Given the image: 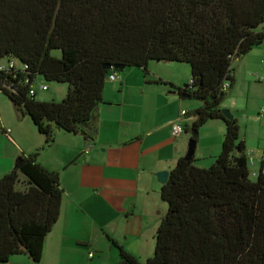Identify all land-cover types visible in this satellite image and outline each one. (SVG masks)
<instances>
[{"label": "trees", "instance_id": "obj_1", "mask_svg": "<svg viewBox=\"0 0 264 264\" xmlns=\"http://www.w3.org/2000/svg\"><path fill=\"white\" fill-rule=\"evenodd\" d=\"M263 41L264 0H0V61H16L0 72V93L46 145L57 130L92 139L110 72L187 64L190 82L170 84L200 102L184 130L196 143L205 123L222 120L221 151L208 167L182 157L170 170L151 257L141 262L111 241L125 264H264V164L252 179L238 120L221 112L236 83L234 62ZM38 79L66 84L64 98L30 95ZM38 153L21 155L0 177V263L26 255L40 264L58 220L59 174L38 163Z\"/></svg>", "mask_w": 264, "mask_h": 264}, {"label": "crops", "instance_id": "obj_2", "mask_svg": "<svg viewBox=\"0 0 264 264\" xmlns=\"http://www.w3.org/2000/svg\"><path fill=\"white\" fill-rule=\"evenodd\" d=\"M261 53L264 41L234 62L236 83L221 104L237 118L246 151L254 158L250 169L256 173L264 164V137L251 140L242 132L240 117L225 103L241 93L246 82L248 101L251 79L264 82V76L257 74L264 73ZM118 75L115 80L106 78L92 139L57 130L53 142L46 145L30 117L18 113L0 95V127L10 129L7 134L0 132V177L21 155L39 149L38 163L60 178V214L44 239L40 264H122L111 240L144 262L153 255L155 233L167 211L160 195L164 183L157 172H170L182 157H193L199 166L208 167L221 151L225 124L214 119L200 128L193 155L187 153L191 134L183 123L193 121L186 113L200 102L180 98L172 87L183 88L190 82L187 64L155 61L148 63L146 75L137 67L124 68ZM64 90L55 84L50 91L37 89L36 97L46 92L40 100H61ZM176 121L183 132L172 136L171 124ZM0 264L35 263L26 255H14Z\"/></svg>", "mask_w": 264, "mask_h": 264}, {"label": "rangeland", "instance_id": "obj_3", "mask_svg": "<svg viewBox=\"0 0 264 264\" xmlns=\"http://www.w3.org/2000/svg\"><path fill=\"white\" fill-rule=\"evenodd\" d=\"M261 57L264 59V53L263 54L261 53ZM152 62L155 61H151V63ZM257 74L264 76V73H257ZM43 82L47 84V86L49 87V91L52 89V87L55 84L59 86H64L65 90L63 95L65 96V92L67 91L66 84L38 79L39 84ZM251 83L252 86L250 88V96L248 101H247L248 98L247 93L249 90L246 82L245 85L241 88V93L229 99L225 104H228V106L231 105L229 107H231L234 110V113L240 117L242 132L247 133L248 137L256 142L257 136L261 138L264 137V118L260 116L258 113L259 108L261 106H264V82L262 81V83L259 82L253 83L251 79ZM44 93H39L36 98L39 100L43 99ZM0 95L6 97L3 93H0ZM229 96L230 94L226 98H228ZM250 177L252 179H255V176H253L252 174H250Z\"/></svg>", "mask_w": 264, "mask_h": 264}, {"label": "built area", "instance_id": "obj_4", "mask_svg": "<svg viewBox=\"0 0 264 264\" xmlns=\"http://www.w3.org/2000/svg\"><path fill=\"white\" fill-rule=\"evenodd\" d=\"M16 67V61L14 60H1L0 61V72L1 71H6V70H9V69H12ZM119 77L118 73L117 72H111L107 78L109 80H115ZM258 80H263V77H258ZM226 87V85H225ZM48 87H47V84H45L44 82L43 83H38V80H36L34 83H32L29 87V94L30 95H34L36 94V91L37 89H41L42 91L46 90ZM185 111L182 110L180 112V116H184L185 115ZM259 115L262 116L264 118V106H261L259 108V111H258ZM170 131H171V134L172 136H177L179 134H181L183 132V127H182V124L180 121H176V122H173L171 124V128H170ZM0 132H3L5 134L9 133L10 132V129L9 128H2L0 127ZM246 156H247V163H248V166L251 167L254 163V158H253V155L251 154V152H248L246 153ZM250 174H252L253 176H256V172L254 170H250ZM92 254H90L91 256Z\"/></svg>", "mask_w": 264, "mask_h": 264}, {"label": "water", "instance_id": "obj_5", "mask_svg": "<svg viewBox=\"0 0 264 264\" xmlns=\"http://www.w3.org/2000/svg\"><path fill=\"white\" fill-rule=\"evenodd\" d=\"M104 67L110 68V65L106 64V65H104ZM115 68L123 70L124 66H115ZM221 112H222L223 117L225 119L231 120L234 117L232 112L228 108H221ZM190 134L192 136V135H194V132L190 131ZM195 145H196V143L190 139L189 143H188V152H187L189 156L193 155ZM186 158H188V157H186ZM168 175H169V172L167 170H161V171L157 172V177L160 180V182H162V183H165L167 181ZM122 264H125V263H122Z\"/></svg>", "mask_w": 264, "mask_h": 264}]
</instances>
